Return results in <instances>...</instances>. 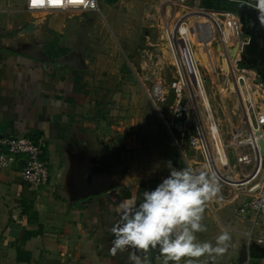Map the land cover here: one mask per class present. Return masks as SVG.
<instances>
[{
	"label": "crops",
	"instance_id": "crops-1",
	"mask_svg": "<svg viewBox=\"0 0 264 264\" xmlns=\"http://www.w3.org/2000/svg\"><path fill=\"white\" fill-rule=\"evenodd\" d=\"M12 1L0 0V13L13 14ZM18 1L22 7L18 9L22 11L19 22H23L27 17L26 3ZM146 1L156 3L163 26L169 9L162 10L159 0ZM190 2L204 7V0ZM239 6L236 10L217 11L234 13L240 20ZM96 12L102 13L100 3ZM34 25L36 33L38 24ZM192 26L194 31V22ZM63 28L58 32L67 38L68 46L66 25ZM244 36L247 44L249 37ZM240 64L244 65L241 55ZM246 67L259 72L256 66ZM81 71L68 65V55L48 60L6 52L0 46V139L29 136L41 141L42 157L48 162L51 175L46 187L33 192L21 178V162L0 170V264H130L132 249L116 256L109 253L114 239L110 229L121 215L118 206L124 200H135L139 205L143 193L154 190L162 182L161 177L154 180L149 175L133 187L110 188L84 199L75 198L86 179L96 177L92 158L97 154L98 159L103 152L99 147L102 141L87 133L94 124L89 117L98 112L99 101L79 89ZM230 115L229 111L225 119L229 120ZM87 144L94 147L96 154L89 159L78 158L74 149ZM247 200L248 196L241 194L224 205L210 201L202 221L207 231L197 233L198 240L215 245L216 237L227 230L231 236L229 247L214 259L184 258L180 264H186L187 259H193L194 264H264V216L242 213L240 209ZM150 254L148 261V253L137 252L148 264H161L163 257L158 249Z\"/></svg>",
	"mask_w": 264,
	"mask_h": 264
},
{
	"label": "rangeland",
	"instance_id": "rangeland-1",
	"mask_svg": "<svg viewBox=\"0 0 264 264\" xmlns=\"http://www.w3.org/2000/svg\"><path fill=\"white\" fill-rule=\"evenodd\" d=\"M147 2L99 0L102 13L25 10L27 17L19 22L21 2L13 0V14L0 13V46L6 52L48 60L68 55V65L83 70L78 78L79 89L99 101L98 112L89 117L94 124L87 133L102 141L99 147L103 152L96 159L90 144L78 146L74 152L82 159L95 153V176L104 175L111 189L133 187L149 175L163 181L170 175L168 161L178 170H204L199 156L189 149L185 132L174 128L178 123L173 116L174 106L185 99L180 96L156 3ZM196 21L191 32L196 56L210 100L218 117L225 120L232 109V85L227 92L225 80H221L224 55L219 43L205 36V23ZM32 23L38 24V32L26 31L27 24ZM65 25L68 46L67 38L58 32ZM157 85L165 88V100L155 99ZM182 123L184 131L191 129V114H186ZM222 198L213 201L217 206L231 203ZM208 208L209 203L205 211Z\"/></svg>",
	"mask_w": 264,
	"mask_h": 264
},
{
	"label": "built area",
	"instance_id": "built-area-1",
	"mask_svg": "<svg viewBox=\"0 0 264 264\" xmlns=\"http://www.w3.org/2000/svg\"><path fill=\"white\" fill-rule=\"evenodd\" d=\"M159 1L162 10L170 11L169 17L163 21V36L180 96L185 99V102L178 100L174 106V120L178 121L174 128L179 133L185 132L188 147L199 156L203 169L217 177L221 188L219 196L225 202L245 194L248 200L240 211L256 217L264 216V78L249 67L239 66L240 55L247 42L242 24L236 14L208 9L199 2ZM231 1L257 10V0ZM25 3L28 12L99 11V0H63L59 5L50 4L47 0L37 5H33L32 0H25ZM195 20L205 23V36L217 40L224 55L221 80H225L227 92L229 85H232L229 120L223 121L218 117L210 100L204 72L191 37ZM164 93L165 88L157 85L155 99L165 100ZM188 113L191 114L193 125L184 131L182 121ZM42 146L41 141L29 136L1 138L0 170L21 162L22 180L31 191L38 192L51 180L49 164L42 157Z\"/></svg>",
	"mask_w": 264,
	"mask_h": 264
},
{
	"label": "clouds",
	"instance_id": "clouds-1",
	"mask_svg": "<svg viewBox=\"0 0 264 264\" xmlns=\"http://www.w3.org/2000/svg\"><path fill=\"white\" fill-rule=\"evenodd\" d=\"M258 19L264 26V0H257ZM170 175L154 190L145 191L139 205L135 200L119 204V220L111 227L114 237L109 253L129 252L130 264H148L137 252L159 250L162 264H180L184 258H215L223 255L231 236L223 230L215 240L199 241L197 233L207 231L202 223L206 205L217 199L221 191L217 177L207 170L191 167L176 169L167 162ZM186 264H194L187 259Z\"/></svg>",
	"mask_w": 264,
	"mask_h": 264
},
{
	"label": "water",
	"instance_id": "water-1",
	"mask_svg": "<svg viewBox=\"0 0 264 264\" xmlns=\"http://www.w3.org/2000/svg\"><path fill=\"white\" fill-rule=\"evenodd\" d=\"M238 14L243 26V33L249 37V41L244 45L241 53L242 63L248 66H256L264 78V26L261 25L258 19L259 13L257 10L243 6V8L238 10ZM34 27L33 23L29 24L26 27V31H33ZM102 177L105 176L101 175V178L88 177L86 182L83 183L84 185L76 192L75 198L84 199L109 190L111 185ZM151 251L148 252V261Z\"/></svg>",
	"mask_w": 264,
	"mask_h": 264
},
{
	"label": "trees",
	"instance_id": "trees-1",
	"mask_svg": "<svg viewBox=\"0 0 264 264\" xmlns=\"http://www.w3.org/2000/svg\"><path fill=\"white\" fill-rule=\"evenodd\" d=\"M239 6L237 3L230 2L228 0H204V7L208 9H229L236 10Z\"/></svg>",
	"mask_w": 264,
	"mask_h": 264
},
{
	"label": "snow or ice",
	"instance_id": "snow-or-ice-1",
	"mask_svg": "<svg viewBox=\"0 0 264 264\" xmlns=\"http://www.w3.org/2000/svg\"><path fill=\"white\" fill-rule=\"evenodd\" d=\"M45 0H32L33 5L43 4ZM48 3L53 5H59L63 3V0H47ZM69 2H82V0H69Z\"/></svg>",
	"mask_w": 264,
	"mask_h": 264
},
{
	"label": "flooded vegetation",
	"instance_id": "flooded-vegetation-1",
	"mask_svg": "<svg viewBox=\"0 0 264 264\" xmlns=\"http://www.w3.org/2000/svg\"><path fill=\"white\" fill-rule=\"evenodd\" d=\"M2 32V31H1Z\"/></svg>",
	"mask_w": 264,
	"mask_h": 264
}]
</instances>
